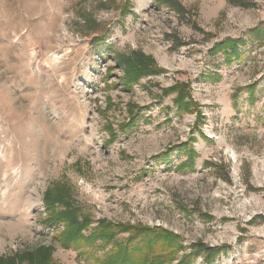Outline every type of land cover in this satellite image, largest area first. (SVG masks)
Instances as JSON below:
<instances>
[{"label": "rangeland", "instance_id": "374dc122", "mask_svg": "<svg viewBox=\"0 0 264 264\" xmlns=\"http://www.w3.org/2000/svg\"><path fill=\"white\" fill-rule=\"evenodd\" d=\"M169 1L0 0V260L87 264L46 223L60 184L96 222L176 235L178 259L264 264V0ZM229 39L241 58L214 52ZM136 55L162 73L126 85Z\"/></svg>", "mask_w": 264, "mask_h": 264}, {"label": "trees", "instance_id": "16d2710c", "mask_svg": "<svg viewBox=\"0 0 264 264\" xmlns=\"http://www.w3.org/2000/svg\"><path fill=\"white\" fill-rule=\"evenodd\" d=\"M156 2L166 6L175 4L169 0H155ZM251 35L258 40H264V25L252 31ZM243 44L246 42L229 39L218 44L214 52H225L228 59H238L241 58L239 49ZM135 58L126 62V85H133L142 77L162 73L154 66L151 58L142 55H136ZM175 104L182 110L189 109L193 102L185 91L179 94ZM131 126L133 124H126L122 129L125 132ZM180 148L184 151L183 149H187L188 145ZM187 155L189 163L180 168L192 169L196 158L195 152L189 151ZM44 204L49 216L46 223L56 229L63 227V231L56 237L61 246L66 250L77 252L78 257L87 264H173L175 262L193 264L194 259L200 255H203L206 264H212L221 253L226 251L223 247L209 248L199 243L193 245L191 254L178 259L184 247L180 244L181 239L176 235L162 229L115 223L107 219L96 222L91 215L83 212L82 207L74 199L72 189L64 185H53L44 196ZM85 232L90 234L85 236ZM125 234H128V237L118 242V238ZM100 251L103 252L101 256L98 255ZM52 254V248L40 247L33 251L21 252L10 259H2L0 264H52Z\"/></svg>", "mask_w": 264, "mask_h": 264}, {"label": "bare ground", "instance_id": "6f19581e", "mask_svg": "<svg viewBox=\"0 0 264 264\" xmlns=\"http://www.w3.org/2000/svg\"><path fill=\"white\" fill-rule=\"evenodd\" d=\"M231 154H232L233 159L236 160L237 159L236 153L234 151H231Z\"/></svg>", "mask_w": 264, "mask_h": 264}]
</instances>
